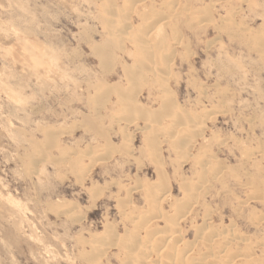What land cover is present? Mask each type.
Listing matches in <instances>:
<instances>
[{
  "label": "rangeland",
  "instance_id": "1",
  "mask_svg": "<svg viewBox=\"0 0 264 264\" xmlns=\"http://www.w3.org/2000/svg\"><path fill=\"white\" fill-rule=\"evenodd\" d=\"M130 1L0 0V264H123L101 243L160 183L195 255L264 264V0ZM141 38L155 73L124 104Z\"/></svg>",
  "mask_w": 264,
  "mask_h": 264
},
{
  "label": "bare ground",
  "instance_id": "2",
  "mask_svg": "<svg viewBox=\"0 0 264 264\" xmlns=\"http://www.w3.org/2000/svg\"><path fill=\"white\" fill-rule=\"evenodd\" d=\"M141 1H143V0H138L137 2H141ZM130 2L133 3L132 0ZM113 6L116 9L118 8L116 4H113ZM153 15H150L149 18L153 19ZM161 19H162V17H161ZM121 24H122V21H121ZM117 28H118V26H117ZM117 28H115V30ZM126 29L127 28H123V26L121 25L120 28L118 29V31L120 33H119V35L118 34L117 35L119 37H120V35L125 36V34H126V36H127V34L129 36L133 35V33L129 32V30L127 31ZM149 29H150V27L148 28V30ZM159 32H160V30H159ZM114 33H115V31H114ZM139 36H140V34H139ZM131 37H133V36H131ZM131 37H130V39H131ZM134 39H136V38H134ZM138 40H136L137 41L136 43H138V44H136L138 47L137 52L139 50V52L137 53V63H136V69H135L136 71H134V67H128L125 71V74H124V77H128L131 75V77L129 79L131 80V85H132L131 86V93H129L130 92L129 90H128L129 92L126 91L125 93L121 91V93L123 94V95L121 94V96H122V100H123L124 104L128 101H131V100H133L132 102H134L137 91L139 90V88L141 86V82L143 80L145 81V79L147 77H149V75H148L149 72L151 74L155 73L154 70L152 69L151 65H150L152 63V60H153L149 55L150 53H152V48H150L147 45L148 41L146 39H144V40L142 39L140 41H138ZM121 41H123V40L121 39ZM152 57H153V55H152ZM108 62H109V60H108ZM105 64H107V63H105ZM154 69L156 71V67H154ZM156 74H157V71H156ZM167 104H169V103H167ZM170 106H172V105H170ZM169 107H168V110L170 109ZM165 111H163V112H165ZM167 115H169V113ZM175 123H177V122H175ZM191 132L193 133V131H191ZM192 133L189 132V134H191L190 139L192 138L191 137L193 135ZM148 139H149V145L151 146V148L152 147L155 148L157 146L156 145L157 140H155L156 138H153L150 136V137H148ZM181 139H184V138H181ZM180 144L182 145V143H179V146H180ZM177 145L178 144H176V146ZM183 145H182V148H183ZM173 146H174V144H173ZM177 148H180V147H177ZM178 154H179V152H178ZM201 164H202V161H201ZM200 181H201V183L197 181L195 183L192 182L189 184H184L183 188L185 190V196L187 194L188 195L192 194L193 190L197 191L201 188H204L205 187L204 183H202V180H200ZM156 184H158V183H156ZM161 185L162 184L160 183L159 185H153V186L157 188V186H161ZM144 187H145V184H144ZM156 188H153L152 185H149V187H145L144 189L143 188L141 189L142 192L145 193L147 200H149L148 201L149 207L144 211H140L138 213H133V214L131 213V214L126 215V220L129 221V223L131 224V227H130V229L127 230L126 234H124L125 237L121 238L119 236V234L112 232V234L109 236V239L107 240L108 242L106 241L104 243H101V245H102L101 254H103V255L105 254L103 252L104 251L103 248H107L108 246H118V247H121L123 249V253H122L123 264H226V263H219L218 260L215 259V257H214L215 255L213 256V253H209V252L207 253L206 252L205 254L199 253L198 255H195V251H197V249H196L197 247L195 246L196 247L195 248L192 245V243H190L188 241H184V238L182 235V230L179 228V225L181 224V222L186 219V218L183 219V217L185 216L184 214L189 210V208L191 207L192 204L189 202L186 203L187 202L186 199H183V201L176 200L175 202L172 203L171 208L175 210V207L177 205H179L180 207L182 206V207H181V209H177L173 214L171 213V215H170L168 212H165L160 205L161 199L164 201L165 199L170 198V197L168 198V196H170L169 191L163 189L160 192ZM180 188H181V186H180ZM174 199H176V198H174ZM181 213H184V214H181ZM206 221L207 220L204 221V224H206L205 225L206 227H204L200 230V228H197V226L194 225V226H196V227H194L195 228L194 230L198 231L197 236H198L199 242L206 245L210 250L211 245L214 242H218V241L224 239V237H221L220 234L215 231V229L211 226V222L207 223ZM106 245H107V247H106ZM232 251H233V249H231L230 246H227V245L223 246V248H222V252H224L229 257L231 255ZM240 258H241L240 260H242L245 263L251 262V259L249 258L248 255H243Z\"/></svg>",
  "mask_w": 264,
  "mask_h": 264
}]
</instances>
